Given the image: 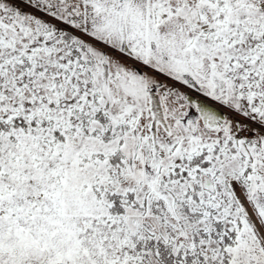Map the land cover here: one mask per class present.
I'll list each match as a JSON object with an SVG mask.
<instances>
[{
  "label": "snow or ice",
  "instance_id": "snow-or-ice-1",
  "mask_svg": "<svg viewBox=\"0 0 264 264\" xmlns=\"http://www.w3.org/2000/svg\"><path fill=\"white\" fill-rule=\"evenodd\" d=\"M0 264H264V0H0Z\"/></svg>",
  "mask_w": 264,
  "mask_h": 264
}]
</instances>
